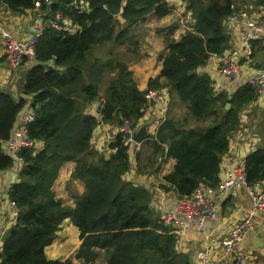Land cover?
<instances>
[{"label":"trees","instance_id":"1","mask_svg":"<svg viewBox=\"0 0 264 264\" xmlns=\"http://www.w3.org/2000/svg\"><path fill=\"white\" fill-rule=\"evenodd\" d=\"M34 1L0 0V7L21 12L34 9ZM255 1L264 7V0ZM185 3L194 22L179 40H166L159 77L166 80L175 99L186 103L194 121L207 120V124L187 127L186 120L165 118L152 142H145L151 152L141 160L142 168L149 169L139 167L142 153L124 144V134H116L108 144L109 157L92 150V142L101 124L117 120L121 125L128 120L139 127L143 121L145 93L160 84L151 79L145 91L138 90L127 71V58L121 61L118 54L121 47L125 51L135 47L131 32L150 13L164 17L173 6L167 0H51L42 5L40 11L47 10L51 18L61 13L74 29H45L35 45L34 63L21 72L17 101L0 89V173L14 166L4 142L28 104L35 117L27 135L43 143L38 151H20L22 167L8 190L17 217L2 237L0 264H72L69 259L49 260L44 253L67 218L78 231L80 245L74 257L82 264H96L97 250L105 252V264H191L176 250L175 231L162 225L152 210L151 192L128 180L130 156L134 153L139 173L159 170L163 156L173 158L174 167L160 184L169 185L178 197L190 195L200 183L214 186L240 111L259 93L248 82L230 94L216 93L213 80L197 72L209 59L220 61L229 46L224 22L234 12L232 0ZM104 44L111 46L108 59L95 54ZM106 68L114 76L100 96ZM97 101L99 117L87 108ZM68 161L76 163L71 177L85 188L74 207L63 205L52 191L61 166ZM245 171L248 185L263 180L264 152L250 155Z\"/></svg>","mask_w":264,"mask_h":264},{"label":"crops","instance_id":"2","mask_svg":"<svg viewBox=\"0 0 264 264\" xmlns=\"http://www.w3.org/2000/svg\"><path fill=\"white\" fill-rule=\"evenodd\" d=\"M167 1L173 6L169 14L158 18L153 13H150L143 23L133 28L131 33L136 45L126 50L128 52L127 59L125 60L127 71L130 73L133 82L140 91L147 89L151 79H158L161 87L159 89H164L168 98V108L165 118H172L180 123L186 120L187 127H203L207 124V120L194 121L188 115L186 103L175 99L173 94L169 92V88L166 87V80L159 77L162 57L167 53L165 48L166 40H179L194 22L192 12L187 9L186 4L183 5L180 0ZM232 2L234 12L224 22L226 33L229 36V46L223 53V56L233 57V61L238 68L236 77L229 78L220 75L217 70L219 62L217 59H209L204 66L197 69L198 73L206 74L213 80L216 93L227 92L230 94L234 92L238 86L255 78L258 70L264 66V36L261 39L252 41L253 62L249 63L246 61L243 53L242 38L244 33L251 32V30L247 27L246 20L239 16L241 12H248L254 18H261L264 7L258 5L255 0H232ZM41 18V13L35 9L11 12L4 7H0V89L11 93L13 99L16 101L21 93L19 88L21 89L22 82L20 86L19 84L17 86L15 85V82L19 79V75H16L14 85L13 78L12 80H6L9 73L4 68L3 45L5 38L8 35L16 40H25L31 35V26L34 23H39ZM107 46L109 47L107 52L110 55L111 46L104 44L97 47L95 50L96 56L102 59L107 58L108 54L106 56L102 55L105 53L103 48ZM121 48L125 50V47ZM33 63L34 61L30 64ZM107 71L108 68L105 69L100 88L107 78L114 76V72L110 70L107 73ZM6 84H9V86H5ZM262 90L263 92L257 100L245 105L240 111V123L229 138L228 151L222 157L217 181H220L224 174L230 172L236 164L245 165L250 155L259 151L264 152V88ZM103 92V90H100V96ZM98 105L99 102L97 101L91 106H88V112L95 113ZM182 106L185 110L184 113H180L175 108ZM160 115L159 103L152 102L145 111L143 121H141L139 127L147 125V130L149 128L151 129L156 120L160 118ZM119 126L117 120L101 124L99 126L100 132H95V142L98 144V148H92V150L102 157H109L110 151L108 150V144L118 134ZM145 142H152L150 135L148 139L140 144L141 152L147 149L148 153H150V147L147 146L149 144H145ZM141 160L140 156V168L143 167ZM130 164L131 171L127 176L130 182L149 190L152 195L151 201H158L164 207L173 206L178 196L169 185L163 184L161 186L160 184L162 177L172 171L175 164L173 158L168 156L164 158L163 156L159 170L155 172L139 173L137 171L138 165L135 161L134 153L130 156ZM75 165L76 163L73 161L63 163L52 186L55 198L59 199L63 205L69 207H74L76 198L85 191L82 182L71 177ZM156 166L158 165L156 164ZM142 169H149V167ZM19 170L20 166L14 164L11 170L0 173V231L9 219L8 190L11 184L17 182ZM257 182L247 187L235 189L224 199L218 200L217 217L214 220L206 221L203 227L190 228L184 236L177 237L176 250L187 256L191 264H202L196 259V256L201 251L206 252L209 259L217 260L222 251L220 243L237 223L239 213L250 210L251 193L255 190V184ZM160 190H163L164 194ZM152 210L155 212L153 208ZM155 214L157 213L155 212ZM64 227L70 230L72 236H67L63 231H60ZM60 230L57 233V239L45 248L44 253L46 258L49 260L69 259L72 264H82L81 260H76L74 257L80 245L77 229L67 218L62 221ZM59 244H62L61 248H59ZM72 249L73 251L69 252ZM238 252L246 260V264H264V212H258L256 214L252 230L243 235L239 240ZM67 253H69L68 256ZM97 253L98 256L95 263L105 264V252L103 250H97ZM103 256H105L104 259H102Z\"/></svg>","mask_w":264,"mask_h":264},{"label":"built area","instance_id":"3","mask_svg":"<svg viewBox=\"0 0 264 264\" xmlns=\"http://www.w3.org/2000/svg\"><path fill=\"white\" fill-rule=\"evenodd\" d=\"M127 1V0H122ZM185 5V0H180ZM51 0H35L34 9L41 13L42 18L39 23L31 26V35L25 40H16L10 36H6L3 45L4 51V68L9 71L16 70L21 64H28L34 61V50L39 38L42 36L46 28L56 31L71 32V28L67 18L61 13H57L51 18L47 10L40 11L42 5H49ZM170 3V2H169ZM84 9H86L84 5ZM239 16L246 20L247 27L251 32L244 33L242 38L243 53L247 62L252 63L253 47L252 41L261 39L264 36V20L254 18L248 12H241ZM224 55V54H223ZM217 70L220 75L229 78H235L238 68L233 61L232 56H223L218 62ZM248 83L254 86L259 95L264 88V66L258 70L257 76L252 78ZM146 110L152 102L159 103L160 118H158L154 126L148 129V137L153 140L155 133L160 124L165 120V114L168 108L167 93L164 89H149L145 93ZM94 113L97 117L98 108ZM241 115V114H240ZM35 114L33 107L28 104L18 114L17 120L12 127L11 136L4 142V149L7 155L13 160L15 165L22 167L23 160L20 157L22 149H31L38 151L42 148L43 143L39 140L30 139L27 135L29 124L34 120ZM240 123V121H239ZM138 127L128 120H123L119 126L118 133L124 134V144H130L132 150H140V145L132 140L133 133ZM96 134V133H95ZM92 148L97 149L95 139L92 142ZM20 171V170H19ZM248 186L247 174L244 164H236L230 172L224 174L216 185L198 184L195 190L188 196L178 197L173 206L164 207L158 201H151V206L158 215L159 222L167 228L173 229L177 237L184 236L190 228H201L208 220H214L218 214L217 201L222 200L235 189ZM164 194L163 190H160ZM9 219L0 231V240L5 232L15 224L17 217L16 206L12 201H8ZM258 212H264V179L255 184V190L251 193V208L247 212H240L237 223L228 232L221 241V255L217 260L208 258L206 252L201 251L197 256V261L202 264H246V260L239 255L238 243L243 235L252 230L255 216ZM2 245V242H1Z\"/></svg>","mask_w":264,"mask_h":264},{"label":"rangeland","instance_id":"4","mask_svg":"<svg viewBox=\"0 0 264 264\" xmlns=\"http://www.w3.org/2000/svg\"><path fill=\"white\" fill-rule=\"evenodd\" d=\"M104 49V52L105 53H103L102 55L103 56H106L107 54H108V52H107V50L109 49V47L107 46V47H105V48H103ZM95 53H96V51H95ZM113 55V56H112ZM112 58H114V57H116V54L113 52L112 53ZM127 56H128V54L126 53V51L123 49V50H121V52L118 54V58L120 57V59H121V61H124L126 58H127ZM110 56H109V54H108V57L107 58H104V59H108ZM28 65H30V64H28ZM25 66H27V65H24V64H21L16 70H14V71H9V76L6 78V80H12V78H13V85H14V82H15V78H16V75H19V79L15 82V85L17 86L18 84H19V86H20V83L22 82V77H21V70L23 69V68H26ZM110 72V69H108V71H107V73H109ZM111 78V76L109 77V78H107L105 81H104V83L102 84V86H101V88H100V90H103L104 91V88H105V86H106V83H107V81L109 80ZM18 81H19V83H18ZM5 86H9V84H6ZM18 86V87H19ZM6 88H9V87H6ZM21 89L19 88V91H20ZM180 113H184L185 112V110H184V107L182 106V107H175ZM145 149H146V147H145ZM142 153V156H141V159L143 160V161H145V159H146V157H147V155L149 154L148 153V151H147V149L145 150V151H142L141 152ZM60 226H61V224H60ZM59 226V227H60ZM60 231H63L67 236H72L71 235V232H70V230L68 229V228H66V227H64V228H62ZM61 243V242H60ZM62 247V244H59V248H61ZM73 251V249L72 250H70L69 252H72ZM69 255V253H67V256ZM104 257L105 256H103L102 257V259H104Z\"/></svg>","mask_w":264,"mask_h":264},{"label":"water","instance_id":"5","mask_svg":"<svg viewBox=\"0 0 264 264\" xmlns=\"http://www.w3.org/2000/svg\"><path fill=\"white\" fill-rule=\"evenodd\" d=\"M228 99H231V96H229ZM229 107H230V104L227 103L225 105V108L228 109ZM147 128H148L147 125H142L133 133L132 140H133L134 143L140 145L143 141H145L147 139V137H148ZM95 132L96 133L100 132V127L99 126H97L95 128Z\"/></svg>","mask_w":264,"mask_h":264}]
</instances>
